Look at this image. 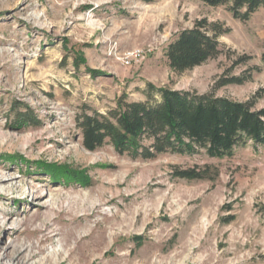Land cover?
<instances>
[{
	"label": "rangeland",
	"instance_id": "obj_1",
	"mask_svg": "<svg viewBox=\"0 0 264 264\" xmlns=\"http://www.w3.org/2000/svg\"><path fill=\"white\" fill-rule=\"evenodd\" d=\"M201 20L224 30L219 54L174 73L168 44ZM263 51L264 8L241 22L198 0H0V264H264L263 147L132 159L86 151L77 128L147 83L259 111Z\"/></svg>",
	"mask_w": 264,
	"mask_h": 264
},
{
	"label": "trees",
	"instance_id": "obj_2",
	"mask_svg": "<svg viewBox=\"0 0 264 264\" xmlns=\"http://www.w3.org/2000/svg\"><path fill=\"white\" fill-rule=\"evenodd\" d=\"M198 1L209 7L227 6L231 16L241 22L264 8V0ZM223 33L218 25L205 20L180 31L165 51L171 71L180 74L215 58L220 51L217 39ZM261 63L264 68V51ZM242 83L239 78H232L220 85ZM143 95L144 101H128L121 94L115 100V107L105 114L95 110L81 114L77 128L82 147L95 152L110 144L118 154L142 160L168 153L192 156L201 151L210 158H229L236 148L248 142L264 148V108L255 111L249 102L155 88L150 83ZM177 175L186 180L201 178L192 170Z\"/></svg>",
	"mask_w": 264,
	"mask_h": 264
},
{
	"label": "built area",
	"instance_id": "obj_3",
	"mask_svg": "<svg viewBox=\"0 0 264 264\" xmlns=\"http://www.w3.org/2000/svg\"><path fill=\"white\" fill-rule=\"evenodd\" d=\"M154 48L148 47L147 49H136L131 52H127L122 56H119L120 62L125 66H130L131 64H140L142 63L149 53H152Z\"/></svg>",
	"mask_w": 264,
	"mask_h": 264
},
{
	"label": "bare ground",
	"instance_id": "obj_4",
	"mask_svg": "<svg viewBox=\"0 0 264 264\" xmlns=\"http://www.w3.org/2000/svg\"><path fill=\"white\" fill-rule=\"evenodd\" d=\"M2 221H3V220H2V219H0V223H2Z\"/></svg>",
	"mask_w": 264,
	"mask_h": 264
}]
</instances>
